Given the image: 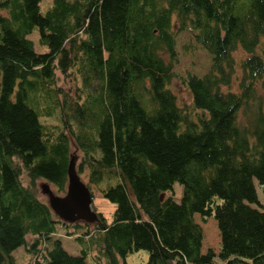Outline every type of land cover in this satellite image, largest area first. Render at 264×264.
<instances>
[{
    "label": "trees",
    "instance_id": "16d2710c",
    "mask_svg": "<svg viewBox=\"0 0 264 264\" xmlns=\"http://www.w3.org/2000/svg\"><path fill=\"white\" fill-rule=\"evenodd\" d=\"M40 1L0 0V264H15L18 248L28 264H86L90 247L94 264L139 251L146 264H264L254 187L264 194V0H52L43 15ZM35 29L44 54L27 39ZM186 31L211 65L184 81L191 104L179 106L169 86ZM56 72L80 79L74 96ZM155 80L162 99L148 88ZM55 113L60 127L41 124ZM70 144L87 189L103 184L114 206L90 229L39 200L40 180L65 193ZM194 215L216 222L217 256L201 253ZM60 227L84 229L78 256L63 250Z\"/></svg>",
    "mask_w": 264,
    "mask_h": 264
},
{
    "label": "rangeland",
    "instance_id": "374dc122",
    "mask_svg": "<svg viewBox=\"0 0 264 264\" xmlns=\"http://www.w3.org/2000/svg\"><path fill=\"white\" fill-rule=\"evenodd\" d=\"M52 0H41L40 1V12L41 14H45V12L49 9L51 5ZM106 9L108 11L109 4L105 2ZM173 30H176V26H173ZM28 40H30L33 44L34 52L38 54H44L47 52V49L45 47H41L38 43V32L35 29L28 37ZM175 53L177 56V63L173 67V74L175 75V79L171 82V85L169 86L170 92L175 96L176 102L179 106H185L191 104V98L187 91V89L184 86V81L188 77H197L201 78L205 74L208 73L210 65H211V58L207 55L206 52H204L199 46L194 44L192 42V33L190 31H186L183 33L176 34L175 37ZM236 60H239L244 57V55L237 51L234 55ZM166 59V58H165ZM56 77L58 78V86L63 90L64 93L67 95L74 96L76 93V90L79 91L81 88V82L78 77L74 78L73 76L68 78H63L58 72H56ZM235 82L232 86V89L235 90ZM150 88V91L157 99L163 98V92H162V83L158 80H155L151 86H148ZM140 93V100L142 105L149 111L153 108V104L150 102L149 96L142 90L139 89ZM254 111V108L251 109V112ZM242 113H240L239 118L243 119ZM40 122L42 125H44L47 128L52 127H60L59 124V115L55 113L50 119L41 118ZM70 157L75 159V166L79 164L80 161V154L76 150L73 144H70ZM80 181L86 186L87 185V174H81L79 175ZM22 184L25 185L27 180L24 176L21 178ZM37 187L40 188L42 186H48L49 189L52 191V193L55 196H63L64 194H59L56 189L49 185L48 183L40 180L36 182ZM104 185L102 184L99 188L98 187H92L90 188L91 195H92V204H91V210L94 213H100L108 222L112 218V213L114 211V206L110 204L108 201L101 198V195L99 193V189L103 188ZM254 187L256 191L257 201L259 205L264 209V194L262 192V189L258 186L257 182L254 181ZM182 196V187L179 184L173 185V200L175 202H179ZM39 200L48 205V199L47 196L43 193H39ZM252 208L257 209L256 205H251ZM194 222L201 228L202 232V242H201V253L205 254L207 251H212L215 256L219 253V245H220V239H219V232L217 228L216 222L213 220V218L207 219L205 223H203L198 215H194L193 217ZM80 226L82 225L81 222H78ZM90 226L88 229L92 228V224H89ZM84 231L83 228H64L60 227L58 228V237L59 241L61 242V246L63 250L71 255V256H78L80 252V245L75 241L77 237H79ZM69 234V236H68ZM28 241H31L32 239L30 237L27 238ZM89 259L86 261V264H94L93 260L94 257L97 254V251L90 247L89 251ZM12 257L15 260V264H28L30 256L26 254L24 251V248H18L12 253ZM148 260V253L145 251H139L133 254L128 255L125 258L126 264H146ZM217 264H223L219 262L217 259H215Z\"/></svg>",
    "mask_w": 264,
    "mask_h": 264
},
{
    "label": "water",
    "instance_id": "95a60500",
    "mask_svg": "<svg viewBox=\"0 0 264 264\" xmlns=\"http://www.w3.org/2000/svg\"><path fill=\"white\" fill-rule=\"evenodd\" d=\"M40 190L47 196V206L59 221L69 225L78 222L89 225L97 221V214L91 210L92 195L80 181L74 158L68 163L67 187L63 196H55L48 186H42Z\"/></svg>",
    "mask_w": 264,
    "mask_h": 264
}]
</instances>
